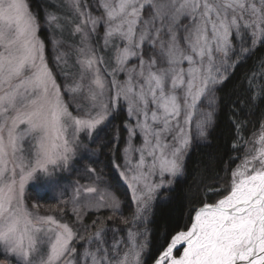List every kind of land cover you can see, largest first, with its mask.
Returning a JSON list of instances; mask_svg holds the SVG:
<instances>
[{
  "label": "snow or ice",
  "instance_id": "obj_1",
  "mask_svg": "<svg viewBox=\"0 0 264 264\" xmlns=\"http://www.w3.org/2000/svg\"><path fill=\"white\" fill-rule=\"evenodd\" d=\"M69 7L79 18L71 30L81 35L80 76L62 91L47 63L40 18L27 0H0V257L14 264H79L69 259L77 251L71 244L78 239L93 248L84 249V264H264V125L253 134L254 146L231 172L228 194L194 209L190 227L167 234L154 254L140 241L146 231L129 228L125 238L109 243L104 220L97 218L90 236H78L68 223L40 215V205L25 200V186L37 176L49 189L62 188L63 172L83 147L81 134L91 138L119 110L122 98L129 116L137 117L135 128L126 125L129 138L138 128L144 143L135 150L140 154L136 164L131 162L134 149L129 144L123 165L113 162L112 166L137 202L133 221L141 216L146 220L159 190L183 175L184 157L192 143V117L201 97L207 99L209 110L199 112L198 138L206 136L213 121L216 87L264 45V0H101L99 17L83 10L81 0H70ZM61 21L73 23L53 13L45 16V24L62 34ZM101 24L105 47L112 39L124 42V47H115L110 80L104 78L101 66L107 72L111 61L105 63L95 54L85 31L90 25L89 31L95 32ZM180 30L186 47L179 43ZM145 42L153 49L147 60ZM51 43L59 65L66 54L59 53L61 41ZM132 58L139 63L126 67ZM118 72L126 73L127 79L118 81ZM256 72L264 82V63L249 77L253 99H264V83H255ZM65 93L70 97L67 101ZM78 95L87 98V107L75 103ZM88 171L95 174L93 185L75 188L72 202L84 199L97 211L120 212L121 202L108 181L94 168Z\"/></svg>",
  "mask_w": 264,
  "mask_h": 264
},
{
  "label": "trees",
  "instance_id": "obj_2",
  "mask_svg": "<svg viewBox=\"0 0 264 264\" xmlns=\"http://www.w3.org/2000/svg\"><path fill=\"white\" fill-rule=\"evenodd\" d=\"M27 1L42 22L44 10L52 7L51 4L45 0ZM40 34L45 42L49 65L59 77L50 56L47 29L42 28ZM244 46L248 47V42ZM261 63H264V45L257 46L228 79L216 87L217 106L207 136L192 146L183 175L176 178L169 190L156 201L150 218L144 224L146 243L153 254L167 234L190 227L194 209L204 203H215L230 191L231 172L241 159L245 142L264 124V99L257 97L254 100L249 88V77ZM58 77L57 81L63 85ZM255 83H264L259 79V72H256ZM126 121L125 110L119 111L112 117L114 124L110 128L107 125L102 127L91 145L98 150L104 176L123 201V211L131 217L134 212L131 194L112 166L120 158Z\"/></svg>",
  "mask_w": 264,
  "mask_h": 264
},
{
  "label": "rangeland",
  "instance_id": "obj_3",
  "mask_svg": "<svg viewBox=\"0 0 264 264\" xmlns=\"http://www.w3.org/2000/svg\"><path fill=\"white\" fill-rule=\"evenodd\" d=\"M49 4H51L52 7L45 9L43 12V19L41 22V27L46 28L47 32L49 34L50 39V53L53 60V63L55 65V68L57 70V73L60 75L57 77L61 79L60 84L58 81L57 83L61 85L62 91H64V85L68 84L71 85L73 79H79L80 76V67L77 64L78 59L81 57L78 55L77 50L82 47L81 44V35L79 33H76L72 31L71 29L74 27L75 23H79V18L75 15V13L70 9L69 3L70 0H45ZM29 7L30 4L27 1ZM101 0H81V8L87 12H90L92 16L99 17L102 15L103 9L100 7ZM31 9V7H30ZM31 11L35 14V12L31 9ZM48 13H53L59 17L67 18L70 21H73L71 24L64 25L63 21H61L62 27H63V33L61 34L54 25L51 24H45V16ZM182 23H187L186 20H182ZM157 26H159V22H157ZM90 25L88 28L85 29V31L88 33L87 36V43L90 45L91 49L95 52L97 56H103L105 59V63H108L111 61L112 67L107 68V72H105V69L103 66H101V72L104 74V78L106 80H110L111 76L108 75V73H111L112 68L115 67V47H124V42L120 41L119 39H112L109 42L108 47L104 46V36H105V26L103 24L97 26V29L95 32L89 31ZM40 39L44 42L40 31H39ZM183 31L180 30L178 32V40L181 45V47H186L185 41L182 38ZM59 40L61 43L58 45L59 47V53L66 54L65 59L61 61L59 65H57L54 56L58 54L56 47L53 46L51 41ZM164 39H167L165 36ZM235 41V40H234ZM245 41L247 43V37H245ZM45 44V42H44ZM249 46V43H248ZM156 48H159V44L156 45ZM143 52H144V59L147 60L149 58V53L153 52V49L151 46L145 42L143 46ZM154 54V53H153ZM45 56L47 59V63L49 65L48 56L46 54V46H45ZM139 63V60L136 58H132L128 65L126 67H131L133 65H137ZM184 67H187V63L183 65ZM50 67V65H49ZM51 68V67H50ZM62 73V74H61ZM118 81L123 82L127 79V75L124 72H118L115 77ZM134 79H138L134 77ZM142 82V81H141ZM85 83H87V78L85 79ZM216 96V93H215ZM65 100L67 101L70 99L69 95L65 93ZM75 103L79 104L81 106L87 107L89 104V101L84 95H78L75 97ZM120 108L118 111L112 113L109 117V119L105 122L104 125H101L91 136L89 139H85L84 134H81L80 139L83 142V147H81L77 153V158L73 162V165L69 167L66 171L63 172L61 176V183L62 188L59 190H53L49 189L45 186L44 181L40 176H37L33 181H30L25 186V200L31 205L33 202H36L40 205L38 211L40 215H52L57 220H59L62 223H68L72 228L73 231L77 233L78 236H85L88 237L91 235L92 232H94L96 229L91 228V223L93 220H97V218L103 219L104 224L103 227L108 230L107 235L105 236V239L111 243L113 240H120L121 238L126 237L127 229L131 228L132 231L139 230L140 232L145 231L144 224L145 222L150 218V214L152 212L153 206L156 203V201L162 197L165 191L169 190V188L173 185L176 178L173 179V183L163 189H160L159 192L156 194L155 199L153 200L151 204V211L149 213H145L147 216V219L145 220L143 216H141L139 219L133 221V217L136 215V208H137V202L132 199V204L134 205V212L132 213L131 217H127L126 213L123 211V201L122 199L117 195L114 188L110 185L109 181L107 180L106 176H104L102 170L103 166L99 163V153L98 150L91 145L92 141L95 137H97L99 130L106 126L111 127L114 123L112 122V117H114L116 114H118L119 111L125 110L127 121L125 122V135H124V141L120 150V158L118 161H115L116 164L123 165L122 157L124 155V149L129 147V144H131V147L134 149V151L130 154V159L132 164H136V162L139 159V152L135 151L137 149H140L144 143V136L143 133L137 128L135 130V134L129 138V131L126 127V125H131L133 128H135L137 117L135 115L129 116L128 114V104L127 101H124L122 98L119 101ZM217 106V103H216ZM215 106V110H216ZM70 110L73 111L74 114V108L72 105L69 106ZM154 108L153 105H149V110ZM209 110L207 99L204 97H201V100L198 103V108L196 114L192 117V124H191V132H192V143L190 146V149L192 146L198 142L199 140H203L208 133L209 128L211 125L207 127L206 130V136L202 138L197 137L196 133V121L199 119V112L200 111H207ZM215 114V112H214ZM142 120L143 118L140 117ZM214 119V116H213ZM213 122V121H212ZM149 123L151 124V120H149ZM264 125V124H263ZM181 126L183 127V121L181 120ZM108 128V129H109ZM151 139V138H150ZM253 136L245 142V149L242 152L241 159L238 163V165L241 164L242 159L244 158L245 154L248 152V149L253 147ZM168 142H171V134L168 135ZM116 143V142H115ZM28 145L25 143V148H27ZM190 149L187 151L184 157V165L186 161V157ZM27 155V153H25ZM151 158L146 156V161L150 163ZM237 165V166H238ZM95 169L96 174H101L103 179L108 181V184L111 186V191H113L116 196L119 198L121 202L122 210L117 213H112L107 210H95L88 206V201L81 199L78 203L72 202V196L74 193V189L79 187L80 185L85 186H92L95 180V174L88 171V169ZM236 169V168H235ZM234 169V170H235ZM147 170V169H145ZM121 171H123V167H121ZM155 179V178H154ZM165 179H169L168 176L165 177ZM124 183L128 186L129 192L131 194V188L130 186L124 181ZM75 209V213L73 211ZM77 215L81 217V220L77 222ZM111 216L112 219L109 220L107 217ZM122 220H127L129 223L126 225L122 223ZM85 227H89V231H85ZM146 237H140V241L146 242ZM71 247L76 248V253L69 257V259H74L79 261V264H84V261L82 259V253L85 248H88L89 250H93L92 246L88 244L86 241H81L78 239H74ZM0 264H14V262H10L8 260H5L3 257H0Z\"/></svg>",
  "mask_w": 264,
  "mask_h": 264
},
{
  "label": "water",
  "instance_id": "obj_4",
  "mask_svg": "<svg viewBox=\"0 0 264 264\" xmlns=\"http://www.w3.org/2000/svg\"><path fill=\"white\" fill-rule=\"evenodd\" d=\"M199 209V208H198ZM193 218H194V215H193ZM192 222H193V219H192Z\"/></svg>",
  "mask_w": 264,
  "mask_h": 264
}]
</instances>
